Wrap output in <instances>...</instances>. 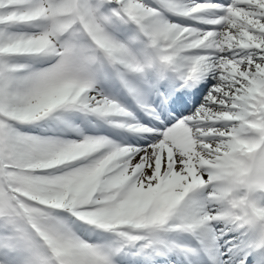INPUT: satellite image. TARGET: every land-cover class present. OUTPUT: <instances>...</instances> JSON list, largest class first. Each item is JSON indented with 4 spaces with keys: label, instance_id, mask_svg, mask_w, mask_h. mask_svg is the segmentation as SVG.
I'll use <instances>...</instances> for the list:
<instances>
[{
    "label": "snow or ice",
    "instance_id": "6c2138e0",
    "mask_svg": "<svg viewBox=\"0 0 264 264\" xmlns=\"http://www.w3.org/2000/svg\"><path fill=\"white\" fill-rule=\"evenodd\" d=\"M0 264H264V0H0Z\"/></svg>",
    "mask_w": 264,
    "mask_h": 264
}]
</instances>
